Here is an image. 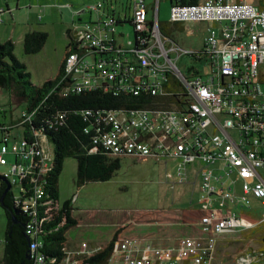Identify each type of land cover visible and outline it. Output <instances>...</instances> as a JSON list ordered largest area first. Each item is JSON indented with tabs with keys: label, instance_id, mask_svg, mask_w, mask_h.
Masks as SVG:
<instances>
[{
	"label": "built area",
	"instance_id": "obj_1",
	"mask_svg": "<svg viewBox=\"0 0 264 264\" xmlns=\"http://www.w3.org/2000/svg\"><path fill=\"white\" fill-rule=\"evenodd\" d=\"M160 1L97 0L85 7L79 13H98V18L72 24L55 88L62 96L101 90L114 96L162 98L152 107L97 111L95 115L109 130L94 142L114 158L178 160L179 174L199 163L198 176H204L201 190L207 193L203 200L208 205L199 218L198 235L179 238L173 245L119 238L106 264H216L221 238L236 231L250 232L264 222L244 225L239 210L232 208H249L252 199L264 207V177L259 172L264 168V0H193L189 4L171 0L169 23L207 25L197 50H183L162 36ZM119 6L121 11L116 12ZM125 23L132 26L133 37L123 45L117 42L116 27ZM119 37L125 38L122 33ZM182 57L204 64L205 74L193 67L183 73L178 67ZM172 79L182 92L172 89ZM35 122L40 121L34 119V112L23 110L18 119L0 125V166L8 167L0 176L11 188L18 186L13 196L28 218L29 257L34 264H42L44 258L37 251L39 228L60 204L46 195L53 155L44 129L34 127ZM8 155L12 156L9 163ZM216 162L229 169L228 177L235 172L231 183L221 182L219 190L211 185ZM221 178L216 176L215 182ZM239 181L241 192L237 193ZM24 182L30 192L27 198H21L28 192L23 190ZM215 195L221 201L218 208L210 199ZM42 207L46 208L39 211ZM103 248L90 249L82 243L78 250L66 251L61 264H85V258ZM234 264H264V248L246 249Z\"/></svg>",
	"mask_w": 264,
	"mask_h": 264
},
{
	"label": "rangeland",
	"instance_id": "obj_2",
	"mask_svg": "<svg viewBox=\"0 0 264 264\" xmlns=\"http://www.w3.org/2000/svg\"><path fill=\"white\" fill-rule=\"evenodd\" d=\"M97 0H0V42L11 40L14 44V55L25 66L28 81L33 86H40L53 79L65 55L68 43L67 30L73 23L95 22L98 13L82 12L88 5ZM73 7H65V4ZM62 5V6H60ZM168 0H161L159 6L160 22H168ZM120 12V6L116 8ZM39 17L41 19L39 20ZM183 31L173 32L170 40L183 50H197L202 46L207 31L204 23L182 24ZM31 30H44L47 40L43 48L34 54H26L23 47L24 35ZM119 33L125 40H120ZM118 43L126 45L133 37V29L129 23L116 27ZM178 67L187 73L193 67L205 74L204 64L193 61L189 57L178 60ZM30 87H27L29 92ZM27 103L16 102L9 91L0 88V125L19 118L21 111L26 110ZM53 155L54 146L49 147ZM9 162L12 156H6ZM165 161V160H164ZM120 158V167L110 180L105 182H88L77 187V163L73 158L64 161L58 181V201L62 205L71 201L73 216L81 223V227L71 231L70 237L81 235L83 241L93 245H104L109 234L117 227L125 229L123 235L130 238L146 239L152 236H163L166 228L172 227L171 234L165 239L154 240V243L173 245L177 239L198 235V222L201 214L197 211L206 209L204 202L207 193L201 190L204 176H198L199 163L191 164L188 171L179 174L178 160ZM221 163L213 166L211 185L219 190L221 182L228 186L234 179L235 172L227 176L229 169H223ZM8 167L0 166V174ZM264 177V168L260 169ZM222 177L219 183L215 177ZM183 177V183H180ZM242 181L235 185L237 193L241 192ZM11 192L18 194V186H12ZM213 206L220 205L218 195L210 197ZM231 207V205H228ZM234 211L238 208L233 206ZM199 209V210H198ZM241 207L239 209L240 213ZM194 211V212H193ZM245 213L251 218L244 225L252 226L264 220V207L259 200L252 199L250 208ZM7 219L0 206V258L3 255L4 236ZM257 228L264 232V222ZM257 230L227 235L217 245L219 264H234L237 255L246 249H260L263 245L257 237ZM166 237V236H165ZM152 241V240H151ZM70 250V249H69Z\"/></svg>",
	"mask_w": 264,
	"mask_h": 264
},
{
	"label": "trees",
	"instance_id": "obj_3",
	"mask_svg": "<svg viewBox=\"0 0 264 264\" xmlns=\"http://www.w3.org/2000/svg\"><path fill=\"white\" fill-rule=\"evenodd\" d=\"M181 4L192 3L193 0H180ZM65 7L73 5L65 4ZM159 30L162 36L170 38L173 32L183 31L182 24L160 22ZM47 33L33 30L24 35L23 47L26 54L39 52L46 43ZM70 37V30H67ZM62 75V64L55 78L45 81L40 86H33L28 81L25 66L14 55V44L11 40L0 42V88L9 91L13 99L27 103L26 111L34 112V127H42L50 143L54 146L52 169L46 178V195L54 204L58 201V181L65 159L73 158L77 163L76 186L81 187L88 182H105L111 179L120 167V158H114L103 149L102 145L94 140L109 127L95 115L99 110H115L124 108L152 107L154 103L162 102V98L148 95L132 96L127 94L105 93L101 90L83 93H71L62 96L59 88H55ZM173 90L182 92L179 83L171 80ZM27 87H30L29 92ZM83 112H91L85 115ZM43 122V123H41ZM5 185L0 182V196ZM23 190L28 191L26 182ZM30 192L22 197L27 198ZM11 189L0 205L5 213L7 224L4 236L3 255L0 264H34L30 259V239L25 234V225L28 218L21 212L14 215L12 209L19 210ZM42 207L39 211H43ZM41 216V214H39ZM77 221L72 216L71 201H66L53 213L51 219L44 222L40 230V248L37 251L43 256L42 264H61L67 250V232L76 226ZM255 230V229H254ZM252 230V231H254ZM257 230V237L264 248V232ZM117 230L111 240L98 253L85 258V264H106L114 243L119 239ZM250 231V232H252ZM28 237V240L25 238Z\"/></svg>",
	"mask_w": 264,
	"mask_h": 264
},
{
	"label": "crops",
	"instance_id": "obj_4",
	"mask_svg": "<svg viewBox=\"0 0 264 264\" xmlns=\"http://www.w3.org/2000/svg\"><path fill=\"white\" fill-rule=\"evenodd\" d=\"M148 1V3H150V2H152L153 0H147ZM168 2H169V4H171L172 3V1L171 0H168ZM67 4V3H66ZM60 6H62V5H60ZM170 7V6H169ZM31 31H33V30H31ZM30 31V32H31ZM42 31H44V30H42ZM45 32V31H44ZM28 33V32H27ZM125 40V38L123 39V41ZM67 45H68V43H67ZM67 45H66V48H67ZM66 51V50H65ZM62 61H63V59H62ZM62 61H61V64H62ZM61 64H60V66H61ZM60 66H59V69H60ZM59 69H58V71H59ZM57 74H58V72H57ZM56 74V75H57ZM56 77V76H55ZM54 77V78H55ZM1 110V109H0ZM218 208V207H217ZM250 208V207H249ZM248 208V209H249ZM199 210V209H198ZM239 210V209H238ZM245 208H241V210H240V214L243 216V219H244V221L247 223L249 220H251V218L245 213ZM194 212V211H193ZM197 212H199L200 214H201V216L206 212L205 211V209L204 210H199V211H197ZM72 216H73V211H72ZM73 218L77 221V224H76V226H74L73 228H71L68 232H67V235H66V238H67V250L66 251H76V250H78L79 249V245L80 244H82V243H87L88 244V247L90 248V249H93V248H95V247H101V248H103V247H105L106 246V244L111 240V238H112V236L114 235V233L117 231V230H121V229H119V227H117V228H115L110 234H109V238H108V240H107V242L104 244V245H93L92 243H90L89 241H83L82 240V238H80L81 237V235H76L74 238H71L70 237V233H71V231H73V230H76L77 228H80L81 227V223L82 222H80L79 221V219L77 220L74 216H73ZM198 223V227H199V220H198V222H196L195 224H197ZM256 223V222H255ZM257 228V226L255 227V228H253V230L254 229H256ZM199 229V228H198ZM197 229V230H198ZM125 229H122L121 231H120V233H119V238H126V237H128V236H125V235H123V233L125 232L124 231ZM171 230H172V227H169L168 229L166 228V231L164 232L165 234L163 235V236H152V237H148V238H146V240L147 241H149L150 243H152V244H157V245H162V244H159V242L158 243H154V240H160L161 238H167L170 234H171ZM252 231V230H251ZM166 236V237H165ZM128 238H130V237H128ZM152 240V241H151ZM221 240H223L222 238L219 240V242L221 241ZM161 241V240H160ZM218 242V243H219ZM70 249V250H69ZM216 264H219V261H218V256H217V258H216Z\"/></svg>",
	"mask_w": 264,
	"mask_h": 264
},
{
	"label": "water",
	"instance_id": "obj_5",
	"mask_svg": "<svg viewBox=\"0 0 264 264\" xmlns=\"http://www.w3.org/2000/svg\"><path fill=\"white\" fill-rule=\"evenodd\" d=\"M0 182L5 185V189L2 193V195L0 196V205H3L4 198H5L6 194L9 192V190L11 189V184L9 183L8 180H6L5 178H3L1 176H0ZM12 211H13L14 215H18L20 213V211H16L15 209H12ZM25 238L28 240L27 236H25Z\"/></svg>",
	"mask_w": 264,
	"mask_h": 264
},
{
	"label": "clouds",
	"instance_id": "obj_6",
	"mask_svg": "<svg viewBox=\"0 0 264 264\" xmlns=\"http://www.w3.org/2000/svg\"><path fill=\"white\" fill-rule=\"evenodd\" d=\"M65 56V55H64ZM64 59V58H63ZM63 62V61H62Z\"/></svg>",
	"mask_w": 264,
	"mask_h": 264
}]
</instances>
